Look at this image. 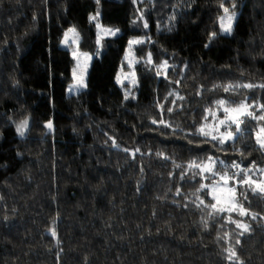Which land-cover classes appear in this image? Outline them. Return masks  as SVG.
I'll return each mask as SVG.
<instances>
[{
    "label": "trees",
    "instance_id": "obj_1",
    "mask_svg": "<svg viewBox=\"0 0 264 264\" xmlns=\"http://www.w3.org/2000/svg\"><path fill=\"white\" fill-rule=\"evenodd\" d=\"M221 2L196 0L185 7L177 0H100L99 5L95 0H0V264H232L228 249L243 264H264V195L237 186L238 194L241 187L248 194L247 201L238 197V202L256 215L253 220L230 214L248 225L241 236L243 229L228 222V213L209 215L206 205L215 201L198 192L199 177L181 181L170 175L180 171L175 164L186 166L208 156L225 164L243 159L242 168L251 162L264 168V150L255 141L258 122L250 118L243 117L238 151L227 144L215 149L201 137L186 135L211 121L212 116L203 119L206 109L224 115L215 107L220 99L233 106L245 99L264 103L262 89L225 93L217 87L264 83V0H234L232 34L218 32L206 48L223 15ZM173 7L182 13L175 29L158 31L157 25L170 26ZM137 9L143 10L149 29L133 27ZM97 10L101 25L121 34L103 39L100 57L88 68V88L70 96L75 62L61 46L62 38L75 27L79 49L93 53L98 35L89 17ZM145 31L159 45L146 48L145 55L151 51L157 62L168 59L188 68L178 67V74L169 69L165 80L135 64L137 98L123 101L115 76L127 41ZM160 50L171 57L158 55ZM173 91L184 99H177L168 113L171 105L164 97L174 99L168 96ZM157 100L175 134L151 124L161 119ZM26 118L29 129L21 138L12 122ZM48 120L53 132L44 127ZM109 136L129 152L111 147ZM137 147L170 159L139 153L133 159L130 153ZM221 167L217 163V170ZM235 171L230 169L229 175ZM249 175L262 178L255 169ZM177 188L181 196L175 194ZM200 200L204 204L197 207Z\"/></svg>",
    "mask_w": 264,
    "mask_h": 264
},
{
    "label": "snow or ice",
    "instance_id": "obj_2",
    "mask_svg": "<svg viewBox=\"0 0 264 264\" xmlns=\"http://www.w3.org/2000/svg\"><path fill=\"white\" fill-rule=\"evenodd\" d=\"M97 5H99L100 0H95ZM141 3H144L145 0H140ZM148 3H152V0H147ZM196 0H177V3L182 4L185 7H189L194 4ZM133 4L137 3V0H132ZM227 3L231 5V11L229 7L225 6V3H220V8L223 11V15H220L216 21L218 29L213 30L209 33V41L204 46L207 48L209 45L218 39V32L220 35L230 36L233 32L234 21L237 17L236 12V4L234 0H227ZM139 13L135 19L132 21L133 27L140 30L149 29V22L144 18V12L142 9H137ZM180 13L179 8L173 7L172 15L167 17L170 21V26H167L165 29H161L159 25H157L158 31H167L172 32L175 29V23L177 14ZM182 14V13H180ZM99 10H97L96 15L90 16V23L94 24V27L97 29L98 39L96 44L98 47L95 49L93 53L81 52L78 48L79 41V33L75 29V27H70L63 35L62 38V46L64 49L70 50V55L72 60L75 62L74 66L71 69V74L73 77V83L68 87V94H84L85 90L88 88L87 76H88V68L91 65V62L94 57L99 58L101 55V49L104 47L102 44V40L106 36L117 37L119 36L120 29L118 28H106L103 27L99 20ZM155 45L159 48L157 41L152 39V36L149 32H144L143 36L133 37L127 41V47L125 51V55L121 61L120 69L115 76V82L120 87L123 101L128 100H136V90L139 88V80L136 76V72L134 70L135 64H140L144 71L153 72L156 77H163L165 80H168V72L169 69L172 70L173 74L177 73V68L179 67L181 71L186 70L188 68L187 63H183L178 66L175 63L169 64L168 59L160 60L159 62L153 59V53L151 51H147L146 55L144 54L145 49L149 46ZM137 46H140L139 51L141 52V57L137 58L135 53L137 51ZM168 55L171 57L172 54L167 53L166 50H160L158 55ZM125 67L129 69V71L125 72ZM18 83V82H17ZM177 84L180 83L179 80L176 81ZM217 87H221L222 91L225 93L237 92L239 89H254L259 88L264 90V83L261 84H252V83H244V84H228V85H219ZM168 96L174 97V99L168 101V97H164V100L167 101L171 106L168 107L167 112H173L176 107L177 99L183 100V96H179L177 92H169ZM157 106L159 107V115L161 119L156 120L152 119L151 124L159 127L171 129L172 133L175 134L176 129H173L172 124L167 122L164 116V105L157 100ZM215 107L218 111L223 112V118H218L217 113L213 112L211 108L206 109V115L203 117L204 121H208V117H213V123H202L200 124L194 133H187V136H195L203 138V143H207L210 146L214 145L215 149H220L224 145H228L233 151H238L236 148V144L243 141L244 139V131L241 125L245 123L243 117L250 118L252 121L258 122V130L255 131V141L256 144L259 145L260 150H264V124H259V122L264 121V103H259L256 100H253L252 103H248L247 99L241 101L239 104L233 106L228 100L220 99L215 102ZM180 109H183V105H180ZM256 109L260 114H257V111H253ZM15 126V131L19 137L23 138L26 132L29 129V119H23L19 122H12ZM195 126V125H194ZM234 126V130H233ZM44 127L48 130V132H53L54 124L51 120H48ZM182 131V130H181ZM108 141H111V147H115L118 150H122L124 152H129L128 148L120 149V145L117 144L114 136H109ZM105 141V143H108ZM191 143V140L188 141ZM227 149H225L226 151ZM137 153L140 155H155L157 157H161L165 160H169L170 158L166 156L162 152H141V149L137 147L130 154L133 159H135ZM241 157H243L244 153H240ZM250 155V153H249ZM174 163V162H173ZM219 163L222 167L217 170L216 165ZM243 159L240 160L239 163L233 161L230 164H225L223 160H219L218 157L208 156L207 158H202L199 160H191L188 164L180 165L175 164L177 169H180L178 174L170 173V175H177V178L181 181H184L187 177L189 180H196L199 177V188L198 192L204 191L205 195H211V198L215 203H211L206 205V207L211 208L210 216L216 215L220 216L224 213H228L227 216L228 222L234 224L236 228L243 229L239 235H243L244 232H247L248 225L242 223L239 220L232 219L231 213H238L239 216H248L251 215V218L256 219L255 214L249 213L248 209L244 208L242 204L238 202V197H242L243 200H248V194L241 187V191L237 192V186H247L250 189L253 195L257 193L264 195V180H255L252 178L249 173H251L254 169L255 171L264 175V168H256L255 163L251 162V167L242 168ZM235 169L236 171L229 175V170ZM201 181H208V183H204ZM230 182L233 186L229 187ZM210 189V191H208ZM177 196H181L182 193L179 188H177L176 193ZM195 203V201H193ZM204 201L200 200V204L196 206L199 207L203 205ZM219 206V207H218ZM187 207V205H185ZM208 227V224L205 223V228ZM50 235L56 236L57 233L53 229L50 231ZM237 244L240 243L239 240L236 241ZM227 260L232 262V264H243L240 261L236 251L234 249H228Z\"/></svg>",
    "mask_w": 264,
    "mask_h": 264
},
{
    "label": "rangeland",
    "instance_id": "obj_3",
    "mask_svg": "<svg viewBox=\"0 0 264 264\" xmlns=\"http://www.w3.org/2000/svg\"><path fill=\"white\" fill-rule=\"evenodd\" d=\"M234 23H235V21H234ZM102 42H103V40H102ZM79 44H80V38H79V41H78V48H79ZM61 46H62V43H61ZM62 47H63V46H62ZM63 48H64V47H63ZM79 51H81V52H85V51H82L81 49H79ZM92 61H93V60H92ZM91 63H92V62H91ZM89 67H90V66H89ZM127 71H129V69L126 67V68H125V72H127ZM72 78H73V77H72ZM72 83H73V81H72ZM72 83H71V84H72ZM71 84H70V85H71ZM70 85H69V86H70ZM69 86H68V87H69ZM67 89H68V88H67ZM67 94H68V91H67ZM68 95H69V94H68ZM217 116H218V118H223V116L221 117V116H219L218 114H217ZM212 123H213V117H212L211 121L208 122V124H212ZM261 175H262V174H261ZM261 177H262V178L259 179V180H264V175H262ZM229 187H230V186H229ZM209 190H210V189H209ZM218 207H219V206H218Z\"/></svg>",
    "mask_w": 264,
    "mask_h": 264
}]
</instances>
